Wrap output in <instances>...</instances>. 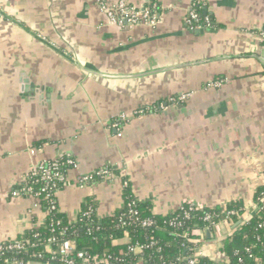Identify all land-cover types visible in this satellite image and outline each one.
Listing matches in <instances>:
<instances>
[{"label": "crops", "instance_id": "obj_1", "mask_svg": "<svg viewBox=\"0 0 264 264\" xmlns=\"http://www.w3.org/2000/svg\"><path fill=\"white\" fill-rule=\"evenodd\" d=\"M126 1L157 4L158 26H114L98 0H0V243L45 224L19 191L62 156L77 163L57 192L72 221L90 201L98 218L116 214L125 184L161 216L248 205L264 187V0H206L212 25L196 29L195 0Z\"/></svg>", "mask_w": 264, "mask_h": 264}, {"label": "trees", "instance_id": "obj_2", "mask_svg": "<svg viewBox=\"0 0 264 264\" xmlns=\"http://www.w3.org/2000/svg\"><path fill=\"white\" fill-rule=\"evenodd\" d=\"M205 6L196 8L201 23L208 18L204 14ZM156 13L159 15V8ZM53 164L59 173L56 179L59 190L66 183L62 177H66L71 167L61 159ZM104 169L111 173V177L116 172L111 167ZM92 175L94 180L108 179L96 173ZM28 188H32L31 194H22L38 196L41 207L47 213V221L15 240L6 241L18 242L24 247L20 251L0 252V264H15V261L23 264H62L60 257L53 253H57L67 241L75 244L72 253L75 264H189L191 260H195V264H264V213L255 214L249 224H242L240 217L245 208L242 202L214 209H197L186 205L184 211L177 210L161 216L152 212L150 204L139 202L130 186L125 184L123 206L116 214L98 218L96 204L90 201L82 206L78 218L72 221L59 210L57 195L48 198L46 193H42L44 183L39 177L28 175L21 190ZM262 193L264 187L256 191L253 200H257ZM132 209L137 215L130 214ZM188 211L190 218L185 216ZM227 211L237 213L230 217L232 227H235L220 242L218 256L203 251L204 255L197 257L201 245L200 238L194 232L212 230L211 224L204 221L205 214L213 215L216 222H223ZM87 213L89 216H86ZM144 220H151L152 226L144 227ZM173 221L179 224L174 225ZM136 246L144 248L141 253L130 251L131 247ZM79 254H83V257H78Z\"/></svg>", "mask_w": 264, "mask_h": 264}, {"label": "built area", "instance_id": "obj_3", "mask_svg": "<svg viewBox=\"0 0 264 264\" xmlns=\"http://www.w3.org/2000/svg\"><path fill=\"white\" fill-rule=\"evenodd\" d=\"M206 0H195L193 7L191 11L188 13V16L186 18V25L191 28V29H196V28H210L212 25V22L209 18H206L204 22H200V17L199 14L196 11V8L205 6ZM98 6L101 10V12L108 18L110 23L114 26L117 27H123L125 24H128L130 27H139V26H145V27H150V28H156L159 24V15H157L156 11L158 9L157 4H153L152 6L148 8H136L130 6L126 0H118L116 3L113 4H108L104 0H98ZM260 40L264 43V32L260 33ZM263 64H264V59H263ZM209 86H214V87H220L222 86L221 82H211ZM190 94L184 95L181 97V100H186ZM146 110H140L137 111L134 115L137 117L143 116V114H146ZM117 123H123L128 121V116L125 114H122L119 117V120H117ZM59 159L64 160V164L69 166V167H76V161L70 157V156H62ZM54 162V161H53ZM53 162L49 163H41L31 170L29 175L39 177L40 180L44 183V188L42 189V193H46L48 198H52L53 196L57 195L58 188H57V183L56 179L59 177V173L57 169L54 167L55 164ZM97 175L102 176V178H110L111 173L107 169H102L96 172ZM94 180L93 175H86L83 176L80 180L81 183H89ZM24 192L25 194H31L32 188L28 189H22L19 191V193ZM14 196H17L18 193H14ZM34 198L37 199V201L40 203V199L38 196H34ZM264 193H262L257 200H253L248 205H245L244 212L240 217L241 223L242 224H249L251 219L255 216L257 213H264ZM190 205L193 208L197 209H204L203 207H198L195 205L191 204H183L178 210L184 211L185 206ZM220 207V206H219ZM226 207V206H224ZM222 207V208H224ZM216 208V207H214ZM210 208V209H214ZM54 210L55 207H52ZM192 211V210H190ZM190 211L185 212L186 218H190ZM130 214L137 215V212L135 210H131ZM227 217L223 222H216L214 219V216L211 214H205L204 221L211 224L212 230H205V231H196L199 233V244L201 245V252L197 255V257H200L203 254V251H205V246L208 244H218L222 241L224 238V235L222 234V228L227 230V235H230L234 227H232V222L230 217L237 215L235 211H227ZM86 216H89L87 213ZM176 221V220H175ZM173 221L172 224L178 225L179 223H176ZM153 222L151 220H144L142 222V225L144 227H150L152 226ZM262 227V225H261ZM207 231H210L211 235L214 234L215 237L212 240H208L206 238L207 236ZM194 232V234L196 233ZM226 236V235H225ZM23 245L21 243H12V242H5V243H0V252L4 250H9V251H20L23 250ZM75 244L71 241L64 242L59 249L57 253H53L55 256L60 257V261L62 264H75L74 259L72 258V253L74 251ZM144 248L142 246H136V247H131L130 251L134 254H139L142 252ZM78 257L82 258L83 254H79ZM15 264H23L21 262H14ZM195 260L189 261V264H195ZM46 264H53V263H46Z\"/></svg>", "mask_w": 264, "mask_h": 264}, {"label": "rangeland", "instance_id": "obj_4", "mask_svg": "<svg viewBox=\"0 0 264 264\" xmlns=\"http://www.w3.org/2000/svg\"><path fill=\"white\" fill-rule=\"evenodd\" d=\"M118 0H115V1H113V2H110V3H108V4H113V3H116ZM101 11V10H100ZM103 14V13H102ZM133 114H130V115H128L127 114V116H128V120H130V119H132L133 118V116H132Z\"/></svg>", "mask_w": 264, "mask_h": 264}, {"label": "water", "instance_id": "obj_5", "mask_svg": "<svg viewBox=\"0 0 264 264\" xmlns=\"http://www.w3.org/2000/svg\"><path fill=\"white\" fill-rule=\"evenodd\" d=\"M207 236L210 237L211 236V233L210 231H207Z\"/></svg>", "mask_w": 264, "mask_h": 264}]
</instances>
